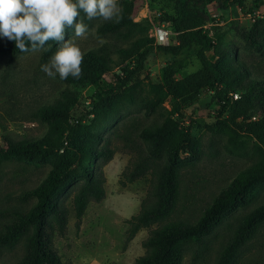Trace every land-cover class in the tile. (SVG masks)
Segmentation results:
<instances>
[{"label":"trees","instance_id":"16d2710c","mask_svg":"<svg viewBox=\"0 0 264 264\" xmlns=\"http://www.w3.org/2000/svg\"><path fill=\"white\" fill-rule=\"evenodd\" d=\"M170 1L172 13L164 10L154 19L173 32L171 43L155 44L154 37L148 35V18L135 20L143 0H119L123 9L120 22H103L96 33L122 40L135 37L130 45L106 41L85 51L81 77L62 80L72 88L61 89L52 103L33 113L46 123L45 133L20 139L2 136L0 167L4 162L16 161L33 167L47 164L49 169L40 182L22 191L23 200L34 199L28 208L0 210V216L5 218L0 226V255L21 243L23 254L16 264H63L55 246V233L65 237L70 214L78 229L88 203L104 199L103 165L116 152L109 140L94 129L96 120L113 113L120 102H133L129 91L136 86L146 63L159 54L169 59L161 68V81L149 84L152 97L142 104L145 114L156 112L168 100L191 106L206 89L217 106L215 120L197 126L227 134L234 148L244 143L242 137L254 139L258 159L223 186L193 222L175 219L182 170L200 158L201 139L192 131L194 121L185 125L172 116L181 114L178 106L162 115L160 122L142 127L137 133L140 145L136 147V160L131 168L122 171L119 182L125 186L149 173L153 180L138 212L126 220V242L139 230L156 227L142 242L145 252L132 264H182L186 245L203 244L228 215L264 189V77L252 76L235 50L223 48V33L215 26H206L212 19L209 4L220 10L237 3L242 12L248 13L262 7L264 0H251L248 5L245 0ZM234 23L248 48L264 50V13L255 15L245 30L237 21ZM73 32L69 29L65 38ZM46 47L48 50L42 49L40 54L42 62L52 57L58 44L50 41ZM191 49L200 66L178 77L189 65L184 53ZM20 53L14 41L0 43V58L6 54L14 58ZM114 67H118L116 72ZM89 85H95L96 90L89 103L76 111L82 104L77 93ZM234 94L238 97L234 98ZM229 150L235 152L232 147ZM263 223L264 203L241 218L212 264H237L243 247Z\"/></svg>","mask_w":264,"mask_h":264},{"label":"rangeland","instance_id":"374dc122","mask_svg":"<svg viewBox=\"0 0 264 264\" xmlns=\"http://www.w3.org/2000/svg\"><path fill=\"white\" fill-rule=\"evenodd\" d=\"M251 0H245L248 5ZM173 2L170 0H143V7L135 20L148 18L151 25L148 35L154 37L155 44L171 43L170 40L159 39V25L154 19L164 10L172 13ZM217 10V9H216ZM216 15L207 23L215 26L223 33V48L236 51L252 76L264 77V50L255 52L248 48L238 35L235 21L241 30L249 27L255 15L264 13V5L252 12H242L236 4L228 8L218 9ZM105 21L96 19L89 21L90 32L86 38H75L77 44L85 52L103 42L111 41L127 47L135 37L122 40L114 35H98L96 28ZM153 25H156L157 28ZM163 29H170L163 25ZM74 32L69 35V38ZM101 40L103 41L101 43ZM8 39L0 37L1 42ZM42 49L29 50L10 58H0V144L2 136L12 139L27 136H40L47 130V125L33 116L41 106L48 105L59 95L61 89L71 84L50 78L41 70L48 63L40 60ZM195 50L184 53L189 57V65L178 77L197 70L200 63L194 56ZM116 58V55H113ZM169 57L163 54L149 60L137 77V84L129 93L133 102L118 103L116 110L96 120L94 129L101 132L111 147L116 149L111 160L103 165L105 176V197L99 202L90 201L82 216L80 226H75V218L69 216L65 237L55 233V246L63 264H132L145 252L142 245L151 228L139 230L132 240L126 242V220L138 212L142 200L146 197L153 176L149 173L143 178L122 186L119 182L122 171L132 166L136 160V147L140 145L138 131L162 120L173 107L178 106L181 114L173 113V117L187 125L194 121L192 131L201 139V154L193 166L186 167L181 174L180 198L173 218L193 222L214 195L243 168L258 159L257 142L242 137V145L233 147L225 133H211L197 124L203 125L215 120L216 103L211 100L208 90L204 89L197 101L191 106H181L178 101L168 100L169 107L161 105L156 112L145 114L142 104L152 97L149 84L161 81V68ZM118 67H114L116 72ZM96 86L89 85L77 93L80 104L76 111L89 103ZM235 150L230 152L229 148ZM145 155V152H143ZM150 164V163H149ZM160 165V163H159ZM49 166L47 164L33 167L16 161L4 162L0 167V210L5 208H28L34 199L23 200L22 191L35 186L44 177ZM70 204L69 201H67ZM264 203V189L260 190L248 204L237 208L208 236L203 244L190 243L183 251L182 264H212L219 255L223 244L233 233L241 218L256 206ZM0 216V226L3 222ZM23 254V247L18 243L12 250L0 255V264H16ZM237 264H264V223L243 247Z\"/></svg>","mask_w":264,"mask_h":264},{"label":"clouds","instance_id":"9594fccd","mask_svg":"<svg viewBox=\"0 0 264 264\" xmlns=\"http://www.w3.org/2000/svg\"><path fill=\"white\" fill-rule=\"evenodd\" d=\"M122 12L119 0H0V37L14 41L21 52L47 51L46 45L56 42L57 50L41 70L53 79H79L85 52L75 38L90 32L85 21L119 23ZM69 29L74 35L66 39Z\"/></svg>","mask_w":264,"mask_h":264},{"label":"built area","instance_id":"2783aa9c","mask_svg":"<svg viewBox=\"0 0 264 264\" xmlns=\"http://www.w3.org/2000/svg\"><path fill=\"white\" fill-rule=\"evenodd\" d=\"M216 9L217 8H215L212 4L208 5V10H209V13L211 16H214V15H216V13H218V11ZM252 20H253V18H252ZM153 26H155L157 28L156 25H153ZM206 26H208V25H206ZM158 32L160 33L159 39L160 40L162 39V41L170 40V35L173 33L170 29H163V24L161 26H159ZM233 96H234V98L238 97L237 94H234ZM163 106H165L166 108H170L168 102H164Z\"/></svg>","mask_w":264,"mask_h":264}]
</instances>
